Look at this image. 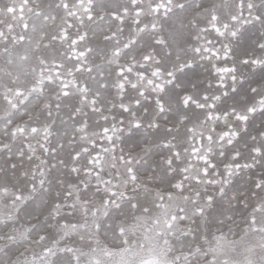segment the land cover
Here are the masks:
<instances>
[{"label": "snow or ice", "instance_id": "obj_1", "mask_svg": "<svg viewBox=\"0 0 264 264\" xmlns=\"http://www.w3.org/2000/svg\"><path fill=\"white\" fill-rule=\"evenodd\" d=\"M0 264H264V0H0Z\"/></svg>", "mask_w": 264, "mask_h": 264}]
</instances>
